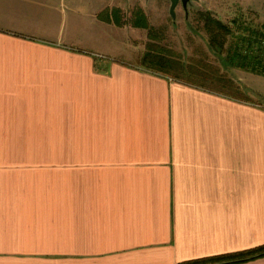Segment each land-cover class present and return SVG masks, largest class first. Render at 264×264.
<instances>
[{"label":"crops","instance_id":"obj_1","mask_svg":"<svg viewBox=\"0 0 264 264\" xmlns=\"http://www.w3.org/2000/svg\"><path fill=\"white\" fill-rule=\"evenodd\" d=\"M138 6L126 21L123 0H0V264H215L264 245V73L236 39L200 48L214 81L152 72L159 10ZM110 29L133 59L76 36Z\"/></svg>","mask_w":264,"mask_h":264},{"label":"rangeland","instance_id":"obj_2","mask_svg":"<svg viewBox=\"0 0 264 264\" xmlns=\"http://www.w3.org/2000/svg\"><path fill=\"white\" fill-rule=\"evenodd\" d=\"M139 3L142 4L141 8L148 11L159 10L158 15H150L156 24V30L160 34L157 41L176 53V55H180L181 57L179 58L185 63L190 61L188 58H191L192 55H197L195 49L200 50L201 47L207 49L213 55V50L207 48L209 46V35L203 27V18L199 15L200 12H211L214 17L221 19L231 26L235 20L236 25L244 31L248 28L250 31H255L254 33L258 31L264 32V0H191L186 9L182 6V3H179L176 8L175 18L171 15L170 8L162 10L161 0H123V11L125 12L123 17L126 21L129 18L131 10L139 9ZM81 8H85V5ZM126 23L128 24V22ZM123 32L125 33L121 34L114 29H110L108 35H104L98 34L94 30H88L85 33L79 32L76 36L87 43L92 42L96 45H101V43L106 44L108 47L114 49L113 51L111 50L113 55L131 60L133 59L129 52L131 36L127 31ZM237 34L239 35L241 32ZM246 34L248 35L249 32ZM138 63L139 61H134L131 65ZM156 65L162 66V64ZM167 70L169 73L181 72V70L174 68ZM185 73L182 72V74ZM192 78L194 77L192 76ZM194 79L197 80L196 77Z\"/></svg>","mask_w":264,"mask_h":264},{"label":"trees","instance_id":"obj_3","mask_svg":"<svg viewBox=\"0 0 264 264\" xmlns=\"http://www.w3.org/2000/svg\"><path fill=\"white\" fill-rule=\"evenodd\" d=\"M199 15L203 18V27L209 35V45L211 48L223 50L225 49V43L229 40V37L230 39H236V50L238 52V56L241 55L240 53H242L243 56H247L251 59L249 66L251 65L254 69H257V71L264 73L263 31L254 33L255 31H250L248 28H246V31L241 30V27L236 25L235 20L231 26L223 22L221 19L214 17L213 14L208 11L200 12ZM136 24L149 28V25L143 15H140V21H137ZM153 31V28L150 27V37L155 39L156 35L153 36ZM238 32H241V34L238 35ZM247 32H249L248 35L246 34ZM148 49L149 51L146 52L143 57L141 65L150 69L152 72L166 73L179 80L183 79L185 81L195 83L200 81H214L216 78L214 77V72L216 70L215 66L211 61H208V53L202 49L199 50L200 56H192L188 63L183 62L179 58L181 57L180 55H176V53L159 43H148ZM156 64H162V66L159 67ZM170 68L179 69L181 72L169 73L167 72V69ZM182 72L186 73L182 74ZM192 76L194 78L196 77L197 80L192 78ZM261 256H264V245L230 255L215 256L212 258V261L216 262L215 264H226L247 261Z\"/></svg>","mask_w":264,"mask_h":264},{"label":"water","instance_id":"obj_4","mask_svg":"<svg viewBox=\"0 0 264 264\" xmlns=\"http://www.w3.org/2000/svg\"><path fill=\"white\" fill-rule=\"evenodd\" d=\"M170 1H171L170 13L175 18V16H176V8L179 5V3H182V6L186 9L187 6H188V3L191 0H170Z\"/></svg>","mask_w":264,"mask_h":264}]
</instances>
